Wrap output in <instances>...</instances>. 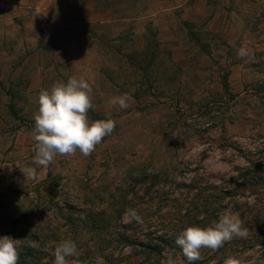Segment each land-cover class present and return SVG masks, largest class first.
<instances>
[{
    "label": "rangeland",
    "instance_id": "obj_1",
    "mask_svg": "<svg viewBox=\"0 0 264 264\" xmlns=\"http://www.w3.org/2000/svg\"><path fill=\"white\" fill-rule=\"evenodd\" d=\"M241 48L232 50L238 60ZM150 58L133 60L140 65ZM257 59L264 69V53ZM219 69L226 74L228 68ZM120 71L133 72L127 66ZM211 75L206 88L214 91ZM151 85L146 76L138 102L129 100L127 109H89L90 121L113 119L115 130L90 155L57 156L47 167L34 163L39 97L29 96L23 80L8 85L7 128L0 121V238L19 240L18 264H54V249L65 239L77 245L78 255L68 258L77 264H98V258L103 264H165L169 257L189 264L177 237L226 212L244 222L247 238L217 251L202 248L192 264H224L229 257L264 262V121L258 113L249 123H234L248 107L262 105L260 98L225 93L154 101ZM200 85L194 80L187 87ZM25 167L35 168L37 178H25Z\"/></svg>",
    "mask_w": 264,
    "mask_h": 264
},
{
    "label": "crops",
    "instance_id": "obj_2",
    "mask_svg": "<svg viewBox=\"0 0 264 264\" xmlns=\"http://www.w3.org/2000/svg\"><path fill=\"white\" fill-rule=\"evenodd\" d=\"M238 44L249 53L239 60ZM262 53L264 0H0V121L7 128L11 82L23 80L29 96L39 97L56 82L83 78L97 99L94 111L106 113L119 107L108 101L125 93L138 102L146 76L154 101L256 94L262 105L234 123L258 113L264 121ZM139 54L151 55L148 63L135 64ZM125 66L133 72L120 73ZM211 73L215 92L206 88ZM194 80L201 85L187 87Z\"/></svg>",
    "mask_w": 264,
    "mask_h": 264
},
{
    "label": "clouds",
    "instance_id": "obj_3",
    "mask_svg": "<svg viewBox=\"0 0 264 264\" xmlns=\"http://www.w3.org/2000/svg\"><path fill=\"white\" fill-rule=\"evenodd\" d=\"M238 56L248 55L241 48ZM132 97L125 93L114 97L111 103L118 104L121 109L129 107ZM39 109L34 116L33 137L36 142L34 163L47 167L57 156H70L79 151L88 156L95 151L103 138L111 135L116 122L113 119L90 121L89 109L93 108L92 87L83 78L71 77L67 82H56L50 90H42L39 94ZM21 172L25 178L36 179L35 168L25 167ZM137 221L140 217L132 213ZM248 228L236 215L225 213L218 222L210 226H191L185 229L176 239V244L182 249L189 264L201 259L202 248L217 251L234 238H247ZM19 240L10 236L0 238V264H18ZM78 255L77 245L69 239L61 241L54 249V264H77L70 257ZM98 264H103L98 258ZM165 264H175L169 257ZM224 264H242L239 259L229 257ZM264 264V262H261Z\"/></svg>",
    "mask_w": 264,
    "mask_h": 264
},
{
    "label": "trees",
    "instance_id": "obj_4",
    "mask_svg": "<svg viewBox=\"0 0 264 264\" xmlns=\"http://www.w3.org/2000/svg\"><path fill=\"white\" fill-rule=\"evenodd\" d=\"M225 88H227L228 87V85H227V83H225ZM14 116L16 117V119H19L20 117H18V115L16 114V113H14ZM162 243H167L166 241H162ZM23 258L21 257V259L20 260H22ZM20 260H18V263L19 262H21ZM26 259H24V262H26L27 263V261H25Z\"/></svg>",
    "mask_w": 264,
    "mask_h": 264
}]
</instances>
